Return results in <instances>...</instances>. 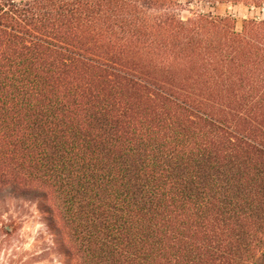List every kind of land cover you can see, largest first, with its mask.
Returning <instances> with one entry per match:
<instances>
[{
  "label": "trees",
  "instance_id": "trees-1",
  "mask_svg": "<svg viewBox=\"0 0 264 264\" xmlns=\"http://www.w3.org/2000/svg\"><path fill=\"white\" fill-rule=\"evenodd\" d=\"M218 5L264 10L0 0V198L60 264H264V19Z\"/></svg>",
  "mask_w": 264,
  "mask_h": 264
},
{
  "label": "rangeland",
  "instance_id": "rangeland-1",
  "mask_svg": "<svg viewBox=\"0 0 264 264\" xmlns=\"http://www.w3.org/2000/svg\"><path fill=\"white\" fill-rule=\"evenodd\" d=\"M204 11H207L204 8ZM214 14L229 13L235 20V30L241 31L242 21L258 15L264 19V10L250 12L243 6L218 5ZM15 221L19 229L10 233ZM61 260L52 249L42 216L33 203L17 198H0V264H60Z\"/></svg>",
  "mask_w": 264,
  "mask_h": 264
}]
</instances>
